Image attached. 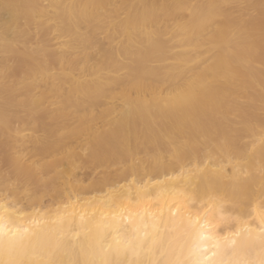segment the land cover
<instances>
[{
	"label": "bare ground",
	"instance_id": "bare-ground-1",
	"mask_svg": "<svg viewBox=\"0 0 264 264\" xmlns=\"http://www.w3.org/2000/svg\"><path fill=\"white\" fill-rule=\"evenodd\" d=\"M0 226L24 264L259 261L264 0H0Z\"/></svg>",
	"mask_w": 264,
	"mask_h": 264
},
{
	"label": "snow or ice",
	"instance_id": "snow-or-ice-1",
	"mask_svg": "<svg viewBox=\"0 0 264 264\" xmlns=\"http://www.w3.org/2000/svg\"><path fill=\"white\" fill-rule=\"evenodd\" d=\"M153 243H156V241H153ZM232 245H236V241L233 240L230 242ZM23 238L18 237L15 233L5 234L4 229L2 226H0V264H24L23 261L18 260H5L3 259V256L5 253H7L9 256H11L13 253H17L23 249ZM253 247H255V244L249 240H242L239 246V251L247 253L249 252ZM259 247L262 252V257L259 259V261H251V260H235L231 262H227L224 259H221L218 264H264V234L261 235L259 240ZM128 249H131V245L127 246ZM134 250V249H133ZM117 251H120V249H117ZM231 253H235L237 249L233 247L229 250ZM50 264H55V261H51ZM101 264H113L111 260H103L101 261Z\"/></svg>",
	"mask_w": 264,
	"mask_h": 264
}]
</instances>
